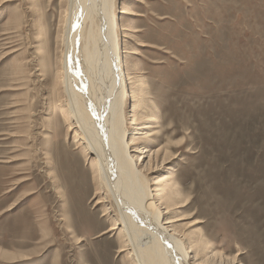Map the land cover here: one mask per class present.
<instances>
[{
  "label": "rangeland",
  "instance_id": "1",
  "mask_svg": "<svg viewBox=\"0 0 264 264\" xmlns=\"http://www.w3.org/2000/svg\"><path fill=\"white\" fill-rule=\"evenodd\" d=\"M67 1L0 0V264H135L62 112ZM115 2L124 69L140 84L127 139L149 150L131 154L157 205L173 194L176 236L203 250L191 262L216 251L264 264V0Z\"/></svg>",
  "mask_w": 264,
  "mask_h": 264
},
{
  "label": "bare ground",
  "instance_id": "2",
  "mask_svg": "<svg viewBox=\"0 0 264 264\" xmlns=\"http://www.w3.org/2000/svg\"><path fill=\"white\" fill-rule=\"evenodd\" d=\"M66 6L62 53L66 99L61 102L62 112L73 122L70 130L76 128L74 136L85 145V155L93 156L90 169L96 170L98 175L96 195L111 198L117 207L116 216L110 220L112 226L109 231L120 229L122 247L119 251L130 250L135 264H195L191 259H202L201 243L191 248L187 240L176 236L173 228L175 220H170L173 194L168 190L174 191L173 180L167 182L168 188H162V194L168 192L165 195L168 209L163 212L156 203V194H152L150 180L138 166L141 156L131 154L133 151L145 153L149 150L134 148L137 137L130 141L127 139L130 130L128 124H139V110H142L139 104L134 106V113L130 116L132 120L128 123L127 102L129 98L140 100L133 90L140 84H137L139 80L135 76L124 69L125 61L119 49L120 23L116 2L68 0ZM128 84L130 90L127 89ZM146 120L150 123L155 121L151 118ZM150 123L140 124L137 129H151L154 126ZM161 150L162 147L153 153L158 154ZM171 178V175L165 176V179ZM178 195L181 196V193ZM199 222L195 219L189 223V227H195ZM31 253L12 252L5 256L15 261L29 257ZM212 254L213 264L237 262L235 257L225 261L221 252Z\"/></svg>",
  "mask_w": 264,
  "mask_h": 264
}]
</instances>
